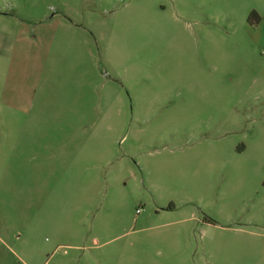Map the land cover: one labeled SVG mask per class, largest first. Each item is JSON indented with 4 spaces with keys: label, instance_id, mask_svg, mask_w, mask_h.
Returning a JSON list of instances; mask_svg holds the SVG:
<instances>
[{
    "label": "rangeland",
    "instance_id": "rangeland-1",
    "mask_svg": "<svg viewBox=\"0 0 264 264\" xmlns=\"http://www.w3.org/2000/svg\"><path fill=\"white\" fill-rule=\"evenodd\" d=\"M0 264H264V0H0Z\"/></svg>",
    "mask_w": 264,
    "mask_h": 264
},
{
    "label": "trees",
    "instance_id": "trees-1",
    "mask_svg": "<svg viewBox=\"0 0 264 264\" xmlns=\"http://www.w3.org/2000/svg\"><path fill=\"white\" fill-rule=\"evenodd\" d=\"M249 23L251 25H258L260 22H261V18L260 16L257 14V12L253 11L250 16H249V19H248Z\"/></svg>",
    "mask_w": 264,
    "mask_h": 264
}]
</instances>
